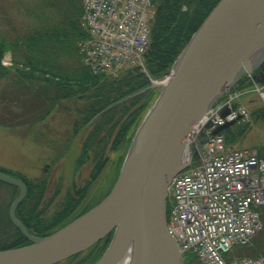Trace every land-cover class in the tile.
Returning a JSON list of instances; mask_svg holds the SVG:
<instances>
[{
	"label": "trees",
	"instance_id": "trees-1",
	"mask_svg": "<svg viewBox=\"0 0 264 264\" xmlns=\"http://www.w3.org/2000/svg\"><path fill=\"white\" fill-rule=\"evenodd\" d=\"M153 1L155 10L150 23L149 46L144 53L145 69L130 66L116 73L95 72L84 61L80 45L89 38V33L82 19L83 0H14L10 9L5 7L6 4L1 5V101L6 103L4 109L9 116L1 115L0 125L12 131L19 130L22 138L46 147L51 154V163L76 150L72 161L74 171L92 163L85 184L72 185L71 190L61 197L65 202L59 204L45 222H39L38 234L45 235L90 208L77 211L86 190L110 160V152L118 153L120 164L137 127L157 96L156 88H146L150 79H160L169 72L191 35L218 2ZM7 53L10 54L9 65L2 62ZM248 85L242 84L240 88ZM126 97L123 102L102 112ZM252 104L249 112L253 121L238 120L221 131L226 145H239L254 120L264 122V103ZM15 106L19 109L15 117L20 118V125H26L27 131L9 123L14 119L12 114L15 111L11 109ZM59 112L66 117L62 136L57 135L56 128L49 126L50 117ZM80 136H83L81 140ZM7 174L18 176L25 182L24 200L44 197L47 190L45 179L32 181L20 174ZM57 193L58 190L54 191L53 197ZM23 207L25 204L20 203L19 208ZM23 212L17 210V215H24ZM261 214H264V205ZM12 235L18 236L14 229ZM107 242L108 238H104L67 260L80 257L74 264H92L102 254ZM242 246L234 249L240 250ZM245 251L242 249L241 252L245 254ZM262 252H254L252 256L259 257ZM183 262L202 264L192 251L183 253Z\"/></svg>",
	"mask_w": 264,
	"mask_h": 264
},
{
	"label": "water",
	"instance_id": "water-1",
	"mask_svg": "<svg viewBox=\"0 0 264 264\" xmlns=\"http://www.w3.org/2000/svg\"><path fill=\"white\" fill-rule=\"evenodd\" d=\"M263 61L264 0H218L175 60L167 83L151 82L146 87H159V94L101 201L58 229L36 236L15 214L26 196L25 183L0 170V181L18 188L9 217L30 241L0 249V264H55L109 236L92 264H118L128 249L132 264H184L177 241L166 230L169 183L190 163L183 160V142L192 124L242 73L253 74L260 66L254 80L264 85ZM234 121L216 126L210 134L220 133Z\"/></svg>",
	"mask_w": 264,
	"mask_h": 264
},
{
	"label": "built area",
	"instance_id": "built-area-1",
	"mask_svg": "<svg viewBox=\"0 0 264 264\" xmlns=\"http://www.w3.org/2000/svg\"><path fill=\"white\" fill-rule=\"evenodd\" d=\"M83 7L89 38L80 49L92 70L143 68L153 0H84ZM257 91L264 98V91ZM236 96L228 94L192 125L183 147V160L190 163L171 179L168 189L167 232L181 252H194L203 264H264V255L226 258L234 245L247 243L262 227L264 150L227 146L221 134L202 140L204 133L225 121L248 118L245 107L232 108ZM225 107L229 112L222 116Z\"/></svg>",
	"mask_w": 264,
	"mask_h": 264
},
{
	"label": "rangeland",
	"instance_id": "rangeland-1",
	"mask_svg": "<svg viewBox=\"0 0 264 264\" xmlns=\"http://www.w3.org/2000/svg\"><path fill=\"white\" fill-rule=\"evenodd\" d=\"M13 2L14 0H0L1 10H2L1 5L5 6L6 4L5 7L10 9L11 8L10 5ZM9 60H10V54L7 53L3 57L2 62L5 65H9L10 64ZM141 69L142 70L145 69L144 60H143V68ZM250 79L251 78H249V81H247L249 84L247 87L248 89L253 84V81H251ZM156 81H158L157 78H151L150 83ZM155 88L157 89V96H158L159 88L157 87ZM2 92H3V86L0 84V117L1 115L3 116L5 115V117H7L9 115L6 112V109H4L6 103L1 101ZM238 94L239 95H237L234 98L232 103L243 106L248 110H250L251 106L253 105L252 103H264V99L261 98V96L257 93V91L242 92V93L240 92ZM8 110L9 109H7V111ZM11 110L15 111L12 114L14 119L13 121L9 120V123L16 124L19 126L18 128L27 131L26 125L22 126L19 124L21 122L20 118L17 119L15 117V114H17L16 111H18L19 109L16 108L15 106L12 107ZM65 118H66L65 115L62 112H59L58 114L52 115V117H50L49 119V126H52L53 129L56 128L55 130L57 131L58 136L63 135L62 132L65 127L64 124ZM250 119L252 120L249 114L246 121H249ZM12 130L13 129H8L0 125V168L4 169L6 173L10 172L18 175L20 174L23 177H25L27 180L36 181V179L42 178L47 181V190L44 197L38 199L34 198L30 200H46V203L47 201L49 202L50 200H52L53 202L51 203L53 204L57 200H61V203H64L65 201H63L61 197L68 190H71L72 185H75L77 187V186H83L85 184L86 180L90 176V172L92 170V163L88 162L82 165L78 170L74 171L72 161L77 153V150L73 151L70 155H68V157L65 156L66 158L64 157L58 160L56 163H51V157H50L51 154L46 147H42L36 143H33L28 138H22L21 136H19V130H14V131ZM82 137L80 136L79 139L81 140ZM237 146L245 147L250 150H255L257 152L264 150V122L259 119L254 120L252 126L246 133V137H244V139L241 140V143ZM126 153L120 164L118 162L119 161L118 153L114 151L109 153L110 160L106 163V166H104L99 176L96 177V179L90 184V186L86 190L85 197L80 202L77 211H83L85 208L88 207L91 208L92 205L101 201L108 194V192L110 191V189L112 188L113 184L115 183L118 177ZM56 190H58V193L55 195V197H53V193L54 191L56 192ZM17 194H18V188L0 181V208L3 209L5 205L6 206L4 208H8L9 203L16 197ZM261 219H262L261 230H259L247 244L241 247L242 249L246 250L245 251L246 253L244 254V252H241L242 249L237 250L236 248L235 249L233 248L229 252L228 254L229 256H231L232 258H244V257L254 258V257H258V256H252L254 252L263 250L261 255L264 253V214H261ZM79 258L80 257L69 260L65 259L56 264H74L75 262L78 261Z\"/></svg>",
	"mask_w": 264,
	"mask_h": 264
},
{
	"label": "flooded vegetation",
	"instance_id": "flooded-vegetation-1",
	"mask_svg": "<svg viewBox=\"0 0 264 264\" xmlns=\"http://www.w3.org/2000/svg\"><path fill=\"white\" fill-rule=\"evenodd\" d=\"M51 202L53 201L50 200L46 203V200H22L21 203H24L25 207L19 208L20 204L16 207V217L24 225L28 232L39 236L41 235L37 232V227L40 226L39 222H45L44 220L47 219V216H50L51 213H54L57 210V206L61 204V200H57L54 204ZM11 203L12 201L9 203L8 208H4L6 205L3 207V209L0 208V249L21 246L29 243V240L12 223L9 217V207ZM17 210H19V212L24 211V215H17ZM13 229L18 236L13 237Z\"/></svg>",
	"mask_w": 264,
	"mask_h": 264
},
{
	"label": "bare ground",
	"instance_id": "bare-ground-1",
	"mask_svg": "<svg viewBox=\"0 0 264 264\" xmlns=\"http://www.w3.org/2000/svg\"><path fill=\"white\" fill-rule=\"evenodd\" d=\"M243 78L248 81L249 80V74L247 73H242ZM97 204V203H96ZM131 250L128 249V251L126 252V254L123 256V258L118 262V264H132L131 263Z\"/></svg>",
	"mask_w": 264,
	"mask_h": 264
}]
</instances>
